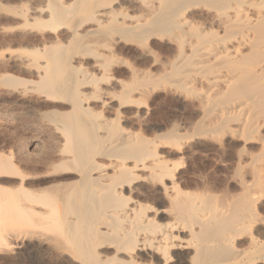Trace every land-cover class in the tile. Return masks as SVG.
I'll list each match as a JSON object with an SVG mask.
<instances>
[{
	"label": "bare ground",
	"instance_id": "6f19581e",
	"mask_svg": "<svg viewBox=\"0 0 264 264\" xmlns=\"http://www.w3.org/2000/svg\"><path fill=\"white\" fill-rule=\"evenodd\" d=\"M0 20L33 77L0 83L52 102L34 170L0 155V255L264 264V0H0Z\"/></svg>",
	"mask_w": 264,
	"mask_h": 264
},
{
	"label": "rangeland",
	"instance_id": "374dc122",
	"mask_svg": "<svg viewBox=\"0 0 264 264\" xmlns=\"http://www.w3.org/2000/svg\"><path fill=\"white\" fill-rule=\"evenodd\" d=\"M2 21L5 23H3ZM1 25L6 29L3 31L4 33L0 32V80L8 75L25 80L33 79V77L29 73L25 71L22 72V70L19 68L18 69L12 68L11 63L17 62L16 60L18 58V55L21 54V52L19 51L17 46H16L17 48L13 47V45H9L11 43L8 42L9 41L11 42V39L15 41V39H13L12 36L17 34H14L15 32L13 33V31H11L12 29L9 30V27L11 25L8 22H6V20L5 21L0 20V26ZM16 39L18 40V38ZM8 84L4 86V84L2 85L0 83V155L5 157H10L12 164L21 172L33 171L34 170L33 168H35L36 166L35 165L36 163L34 164L33 161L36 162L35 160H37L36 155H33L35 154V152H33L34 150L32 151L33 146H35L37 143L38 146L43 147V151L45 149H46L45 151H47L48 146L52 145V142H50L51 138L45 127L46 123L41 118L42 116L41 113L42 114L45 113V111H47V107L49 105L50 106L52 105V102L47 100L45 101V98L40 96L38 94V91L34 90V88L30 84L26 83L20 86L17 85V87L16 85L15 86L13 85L14 87H12L11 84L10 86ZM31 89H33V91H31ZM23 90L26 92H22ZM169 103L171 104L170 100L164 103L163 107L169 109V105H170ZM50 106L48 107L49 109ZM47 143L49 144L47 145ZM44 144L46 146H43ZM33 156H35V158ZM209 170H207V172H209ZM17 180L18 179H15V177H11V176L0 177V181H1L0 186L4 188V190L7 189L6 191L10 192L11 190H13L12 189L14 188L13 186L17 185L18 183ZM1 191L2 190H0V193L3 192ZM11 192L13 193V191ZM11 237L12 236H10V239ZM12 241L15 243H13ZM9 242H10V246L11 244L14 245V246L12 245L13 248H10L12 252H10L9 250L7 252L2 253L0 255V264H22V263L33 264L28 258L19 257L18 255L20 250L19 248L21 247V245L24 244V241L21 240L20 237L15 239V236H13ZM19 242L21 243L20 245ZM26 243L31 244L30 241H26ZM16 245L18 246V248ZM55 263L59 264L55 262L53 259H48L43 264H55Z\"/></svg>",
	"mask_w": 264,
	"mask_h": 264
}]
</instances>
